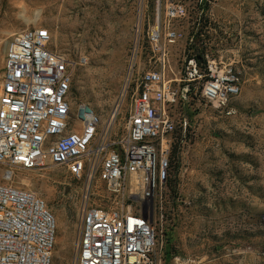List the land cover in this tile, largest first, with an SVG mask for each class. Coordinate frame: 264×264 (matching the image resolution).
<instances>
[{"label":"built area","instance_id":"1","mask_svg":"<svg viewBox=\"0 0 264 264\" xmlns=\"http://www.w3.org/2000/svg\"><path fill=\"white\" fill-rule=\"evenodd\" d=\"M146 4L138 0L106 120L87 102L73 108L81 61L50 47L49 28L27 27L9 40L0 84V264H54L56 216L35 191L13 184L17 171L47 162L83 185L72 264H161L171 147L190 125L176 110L197 97L223 111L243 80L233 53L202 32L196 41L191 31L182 58H172L185 23L207 16L204 0H157L155 18Z\"/></svg>","mask_w":264,"mask_h":264},{"label":"rangeland","instance_id":"2","mask_svg":"<svg viewBox=\"0 0 264 264\" xmlns=\"http://www.w3.org/2000/svg\"><path fill=\"white\" fill-rule=\"evenodd\" d=\"M204 1L207 16L200 25L185 23L172 58H182L186 36L200 28L233 53L242 91L231 100V113L197 97L176 110L189 116L190 125L174 134L171 147L161 264H264V0ZM137 5L138 0H0V84L11 37L27 27H47L50 47L81 61L71 87L73 108L87 102L106 120L126 70ZM156 8L157 0H147L148 15L155 18ZM2 171L0 166V180ZM13 184L45 200L58 223L54 264H72L82 183L47 162L17 171Z\"/></svg>","mask_w":264,"mask_h":264},{"label":"crops","instance_id":"3","mask_svg":"<svg viewBox=\"0 0 264 264\" xmlns=\"http://www.w3.org/2000/svg\"><path fill=\"white\" fill-rule=\"evenodd\" d=\"M123 69H124V66L122 64L121 67L119 68V81L121 80Z\"/></svg>","mask_w":264,"mask_h":264},{"label":"trees","instance_id":"4","mask_svg":"<svg viewBox=\"0 0 264 264\" xmlns=\"http://www.w3.org/2000/svg\"><path fill=\"white\" fill-rule=\"evenodd\" d=\"M192 33H194V32H192ZM200 34H201V32L200 31H198V32H196V41H198V39L200 38ZM168 242H169V240H168Z\"/></svg>","mask_w":264,"mask_h":264},{"label":"bare ground","instance_id":"5","mask_svg":"<svg viewBox=\"0 0 264 264\" xmlns=\"http://www.w3.org/2000/svg\"><path fill=\"white\" fill-rule=\"evenodd\" d=\"M45 165V164H44ZM57 219V218H56ZM57 228H58V223H57ZM56 241H57V239H56Z\"/></svg>","mask_w":264,"mask_h":264}]
</instances>
